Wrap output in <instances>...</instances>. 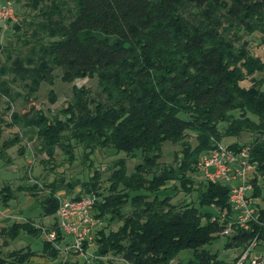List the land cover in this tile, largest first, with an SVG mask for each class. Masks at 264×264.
I'll return each mask as SVG.
<instances>
[{"label":"trees","instance_id":"16d2710c","mask_svg":"<svg viewBox=\"0 0 264 264\" xmlns=\"http://www.w3.org/2000/svg\"><path fill=\"white\" fill-rule=\"evenodd\" d=\"M13 1H22L30 13L5 22L20 33L17 38L24 51L11 55L0 46L4 54L0 138L4 128H35L34 148L46 156L43 163L51 161L57 147L71 163V141L81 147L84 159L102 148L139 160L129 172L122 158L114 160L106 192L99 186V172L93 170L80 182V191L69 197L92 193L97 197L93 217L119 222L107 232L96 224L92 260L55 261L67 244L60 248L64 236L55 221L43 228L30 218L11 220L0 233L14 240L20 234L37 238L43 230L53 231L52 239H42L38 254L51 264H100L107 254L128 264H222L205 246L220 236L224 220L201 213L198 206L228 210L227 187L200 180L194 165L201 153L223 138L246 133L251 136L247 142L228 145L247 147L256 164L248 181L260 200L258 222H251L247 230L234 228L235 233L224 236L223 247L241 250L254 235L264 237V57L251 52L248 39L257 35V46L264 44V0ZM55 69L66 83L95 78L97 90L72 86L66 104L50 115L33 107L7 114L13 99L11 83L21 84L22 98L27 100L41 83H52ZM163 141L179 146L173 164L158 161ZM19 142L17 131L0 141L2 164L9 160L5 150ZM23 152L19 146L17 154ZM169 182L184 193L194 191L198 206L185 200L176 205L169 197L147 194ZM44 186L48 193L37 200L38 205L41 216H52L58 204L55 191L69 190L73 183L56 178ZM36 188L1 184L0 207H7L16 191L33 195L31 189ZM125 204L129 211L123 215L120 209ZM27 244L0 254V264H29L36 253ZM182 250L190 251V257L173 263Z\"/></svg>","mask_w":264,"mask_h":264},{"label":"rangeland","instance_id":"374dc122","mask_svg":"<svg viewBox=\"0 0 264 264\" xmlns=\"http://www.w3.org/2000/svg\"><path fill=\"white\" fill-rule=\"evenodd\" d=\"M10 3L15 18L30 13L28 9L22 5V1L15 2L10 0ZM17 35H20V33H16L10 27V23H5V28L0 31V46L9 49L11 55H14L18 50L24 51V47L21 46ZM256 37L257 35H251L248 37L250 40V50L253 54H261V57H264V44L258 48L259 46L257 47V42L259 40ZM3 55L4 54L1 52L0 48V61L3 60ZM53 74L52 83H41L33 96H29L27 100L22 98V94H24L25 91L21 87V84L17 81L11 83L9 90L13 99L9 102L10 109L7 114L11 111L22 113L28 111L30 107H33L36 110L40 109L46 115H50L66 104L72 86L86 87L92 93L97 90L95 78H77L72 82L66 83L59 79V71L57 69L53 71ZM17 92L20 93V96L14 94ZM3 99L4 98L2 97V100ZM2 100H0V111L4 106ZM15 131L18 132L20 142L5 150L4 155L9 158L8 162L2 164L0 160V186L5 182H7L11 188H15L17 185L29 186L34 184L38 189H31L33 195L26 190L16 191L15 199L11 200L7 207H0V228L5 227L11 220H24L25 218H30L35 225L42 226L43 228L51 226L53 221L57 222L56 211L52 216H41L42 211L37 201L41 199L44 194L47 195L48 190L44 184L52 179L62 178L63 182L73 183L71 189L68 190L67 188L59 187L54 193L56 198L70 199L69 197L80 191V182L86 180L93 170H97L99 172V186L102 191L106 192L104 189L108 185L107 177L111 171V165L114 160L122 158L125 161L127 172H129L133 164L139 160V157L135 155L129 156L122 152H114L111 149L102 148L94 149L92 153L88 154L87 158L84 159L81 147L71 141L73 156L71 163L67 162L66 155L58 147L54 149V155L51 161L49 163H43L42 160H44L46 156L43 153L36 152L34 148L37 144V140L35 139V128H4L0 141L11 138ZM250 137L249 134L242 133L236 138H223L221 143L229 144L233 141L244 143L247 142ZM189 143L190 145L194 144L192 137L189 138ZM19 146L24 147L22 155L17 154V148ZM160 148V157L158 161L162 164H173V153H178L179 146L177 144H171L169 141H163ZM177 157H179V155H177ZM88 163L91 164L88 166ZM49 166L52 168L48 169ZM170 184L173 185V183L169 182L166 184L165 188L147 194L150 197L156 196L158 199L169 197L170 203L176 205H181L182 202H184L183 200H185L188 202L193 201L194 205L198 206L197 200H195L196 194L194 191L184 193L177 184L175 189L171 188ZM196 185L197 181L194 180L192 186L196 187ZM140 192L142 193V190H140ZM94 196L96 197V195ZM198 210L201 213L209 214L211 217L218 215V209L214 206L202 205L198 206ZM128 211L129 206L127 204L123 205L120 209V212L123 215ZM99 225L105 226L104 230L107 232L108 230H115L119 225V222L116 219L106 220V217H104L98 221L97 226ZM45 235L46 232L43 230L41 235L37 238H29L24 234H20L16 239L10 240L6 235L0 233V254L3 255L11 249L22 247L28 243L30 249L36 253V255L30 258L29 264H49L51 261L50 259L47 260L46 257L38 255L41 250V241L42 239H45ZM67 241L68 237H64L61 243H59L60 248H62ZM223 243L224 236H219L206 245L205 248L210 252L216 253L217 259L221 260L222 264H231L232 258L239 253V248H224ZM84 245L86 247L83 248V252L80 255L70 254L66 252L64 248L58 250L55 261H72L75 259L80 263L92 260L94 258L93 241L88 244L85 243ZM190 255V251L182 250L173 258L172 262H184L190 257ZM100 259V264H128L118 255L113 254H107Z\"/></svg>","mask_w":264,"mask_h":264},{"label":"built area","instance_id":"2783aa9c","mask_svg":"<svg viewBox=\"0 0 264 264\" xmlns=\"http://www.w3.org/2000/svg\"><path fill=\"white\" fill-rule=\"evenodd\" d=\"M14 21L10 0H0V22ZM256 164L250 160L247 147L232 149L228 144L216 143L214 147L201 153L194 165L197 177L209 183H220L227 187L228 210L218 211L220 221L224 220L220 236L232 235L234 228L247 230L250 223H257L256 211L260 200L253 195L249 178ZM93 194L81 195L77 199L58 198L56 209L57 226L64 237H68L65 250L82 254L83 245L90 243L98 219L93 217ZM54 232L45 235L52 239ZM231 264H264V237L254 235L239 250Z\"/></svg>","mask_w":264,"mask_h":264},{"label":"crops","instance_id":"0c3cea01","mask_svg":"<svg viewBox=\"0 0 264 264\" xmlns=\"http://www.w3.org/2000/svg\"><path fill=\"white\" fill-rule=\"evenodd\" d=\"M257 47H258V46H257ZM258 48H260V46H259ZM254 49H255V47H254ZM49 264H51V263L49 262Z\"/></svg>","mask_w":264,"mask_h":264}]
</instances>
